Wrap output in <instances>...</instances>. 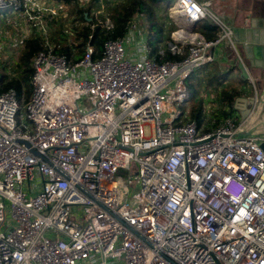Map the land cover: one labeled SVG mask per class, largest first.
Returning a JSON list of instances; mask_svg holds the SVG:
<instances>
[{
    "label": "built area",
    "instance_id": "2783aa9c",
    "mask_svg": "<svg viewBox=\"0 0 264 264\" xmlns=\"http://www.w3.org/2000/svg\"><path fill=\"white\" fill-rule=\"evenodd\" d=\"M123 1L0 0V80L39 47L29 96L0 93V264H264V97L220 112L224 80L188 110L186 81L227 62L234 31L175 0L155 53L141 15L99 50Z\"/></svg>",
    "mask_w": 264,
    "mask_h": 264
},
{
    "label": "crops",
    "instance_id": "0c3cea01",
    "mask_svg": "<svg viewBox=\"0 0 264 264\" xmlns=\"http://www.w3.org/2000/svg\"><path fill=\"white\" fill-rule=\"evenodd\" d=\"M201 2L207 3L210 13L223 25L234 31L235 51L224 49L227 62L221 63L222 69L215 76L217 78L222 76L224 80L230 82L227 89L218 98L219 111L224 112L228 107H231L232 111L242 116L251 108V99L255 94L260 98L261 93L264 95V0H202ZM136 15L141 14L137 13ZM144 27L148 37L146 24ZM193 30L194 28L191 29V31ZM196 32L202 33L201 31ZM227 63L231 67L232 65L236 66L230 68ZM240 63L245 68L249 80H243L242 73L238 68ZM227 68L229 73L222 75L221 71H225ZM232 91L235 96L230 103H227L223 99V94L224 92L232 93Z\"/></svg>",
    "mask_w": 264,
    "mask_h": 264
},
{
    "label": "trees",
    "instance_id": "16d2710c",
    "mask_svg": "<svg viewBox=\"0 0 264 264\" xmlns=\"http://www.w3.org/2000/svg\"><path fill=\"white\" fill-rule=\"evenodd\" d=\"M161 1L162 0H124L121 4L110 8L111 9L110 17L114 23V29L112 33L104 34V32L101 31L100 27L97 26L93 35V43L100 50L101 45L105 40L117 39L123 37L127 31V25L129 21L134 15L138 13L141 14L144 18L146 17L145 20L147 23L146 26L148 31V44L152 48V53H155L157 46L161 42L162 38H167V39L170 38V35L169 36L165 35L164 27L159 26V24L157 23H152V19H151L153 13L152 10L156 7L161 8L160 7ZM197 27H199V31H201L206 38H212L214 36L215 30L208 23H202V25L199 24L197 25ZM87 33H88V29H84L83 36H86ZM171 33H173V31ZM38 50H39L38 45L32 40L28 41L25 44L24 49L21 51L20 61H19L20 64L14 70V74H16V76L10 78L4 77L2 80H0V93L12 89L18 95L23 94L27 97L29 96L30 94L29 79L32 73L29 66V59ZM58 52L59 54L68 55V56L71 54L70 52H67V50L64 48ZM156 60L158 62H164V61H172L174 60V58L171 57L168 53H166L163 58L156 57ZM211 77L212 78H210L208 82V86L210 85L213 86V84L219 85L220 82L222 81L221 79H223L221 76L217 78L215 75H213ZM191 80L198 81V79L194 77H190L186 81V88L190 92L188 110H189L190 118L198 119L201 113L200 112L201 103L198 105H195L194 103V100L198 93V89H197L198 86L196 88L195 84L201 83V81H198L197 83L192 81L194 82L193 85L191 84ZM223 99L227 103H230V101L233 99V95H231V93L224 92Z\"/></svg>",
    "mask_w": 264,
    "mask_h": 264
},
{
    "label": "rangeland",
    "instance_id": "374dc122",
    "mask_svg": "<svg viewBox=\"0 0 264 264\" xmlns=\"http://www.w3.org/2000/svg\"><path fill=\"white\" fill-rule=\"evenodd\" d=\"M174 1L175 0H162L161 4H160L161 8L156 7L152 10L153 11L152 17H151L152 23H157V24H159V26L164 27V33H165V35H168V36L171 34L172 31L173 32L175 31V29H176L175 24H179V21L175 17L170 16V14H169V10H170V8H172ZM199 1L201 2L202 0H199ZM8 14H10V10H1L0 11V20L3 19L5 17V15H8ZM145 18L142 16L141 23L142 24L144 23L147 25ZM196 31H199V27L196 29ZM6 54H8V56H10V57L14 55V53L10 52V51H7ZM204 69H207L208 74H210V76L207 77V80L205 82L202 83V81H201L202 78H199L198 75H196L194 78H197L198 81H201V83H197L198 81L191 80V84L194 85V82H196L197 83V84H195L196 88L198 86V88H197L198 93H197V96L194 100V103H195V105H198L201 103V107L203 106V100L199 98V94L211 86V85L208 86V82H209L210 78H212L211 76H213L215 74L216 75L219 74L218 72L222 69V65H217V64L208 65V66H205ZM221 80H224V78ZM192 81H194V82H192ZM245 82L248 83V81H245ZM216 86H217V84H213V86H211V87H216ZM244 86H245V84H244ZM254 88H256V87L254 86ZM231 95L235 96V93L232 91ZM261 97H264V95L262 93H261ZM195 105H194V107H195ZM230 110H232L231 107H230ZM133 172L134 171H132V170L128 171V172L122 171L119 173V175L121 177H128ZM132 191H133V189H131V188L128 189V191H127L128 197H130Z\"/></svg>",
    "mask_w": 264,
    "mask_h": 264
},
{
    "label": "water",
    "instance_id": "95a60500",
    "mask_svg": "<svg viewBox=\"0 0 264 264\" xmlns=\"http://www.w3.org/2000/svg\"><path fill=\"white\" fill-rule=\"evenodd\" d=\"M194 27H195V24L193 25L192 28H194ZM238 68H239L240 72L242 73L243 80H249V76L247 75V72L241 63L239 64ZM242 117H245V114H242ZM262 126L264 127V123H262ZM261 148L264 151V145H262Z\"/></svg>",
    "mask_w": 264,
    "mask_h": 264
}]
</instances>
